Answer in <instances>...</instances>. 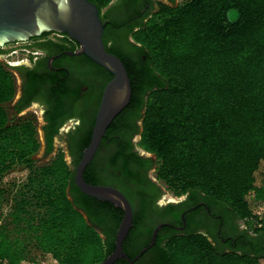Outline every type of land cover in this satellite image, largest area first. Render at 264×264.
Segmentation results:
<instances>
[{"label": "trees", "instance_id": "trees-1", "mask_svg": "<svg viewBox=\"0 0 264 264\" xmlns=\"http://www.w3.org/2000/svg\"><path fill=\"white\" fill-rule=\"evenodd\" d=\"M90 1L102 12L113 0ZM111 30L109 25L105 45L125 63L133 93L106 135L120 145L117 135L140 123L138 146L151 155L124 153L121 162L119 150L110 163L124 178L117 189L134 212L125 253L134 259L153 240L156 224L127 186L140 184L138 167L150 164L167 192L195 193L211 209L222 206L257 241L244 252H226L205 234L166 239L161 230L150 250L157 252L155 264H264V217L255 216L264 204V0L162 4L133 32L131 56L109 45ZM16 94L15 76L0 61V200L7 186L15 187L7 215L0 216V264L35 260V251L42 264H101L116 248L124 211L78 187L83 153L73 164L62 148L47 161L37 157L43 148L37 118L19 116ZM52 142L47 139L48 152ZM94 162L85 180L106 185L91 175Z\"/></svg>", "mask_w": 264, "mask_h": 264}, {"label": "flooded vegetation", "instance_id": "flooded-vegetation-1", "mask_svg": "<svg viewBox=\"0 0 264 264\" xmlns=\"http://www.w3.org/2000/svg\"><path fill=\"white\" fill-rule=\"evenodd\" d=\"M184 1L113 0L101 12L105 32L109 25L112 26L109 45H115L119 51L131 56L136 45L133 32L146 24L162 4L176 6ZM79 46L65 33L49 32L26 42L7 44V50L2 51L6 55L17 51L2 62L15 76L17 94L13 104L20 109L19 116L33 114L37 118L46 157L57 154L62 148L71 164L92 140L103 93L112 80L102 71L103 67L87 55L70 54ZM137 129H126L117 135L120 145L113 143L107 135L103 138L90 173L101 177L106 182L104 186L117 188V183L124 181L120 170L110 166L120 154L121 162L124 153L151 157L138 146ZM50 137L53 150L48 152L47 139ZM119 150L121 153L116 155ZM150 166H139L140 184L127 182V186L137 194V199L140 196L136 203L145 208L148 221L156 224L155 230L161 227L158 234L162 230V236L170 239L190 232L202 233L226 252H244L257 242L249 239V235L254 237V234L244 221L220 205L211 209L201 195L168 196L156 178V170ZM165 225L168 227L163 229ZM155 244L143 257L128 262L155 264L157 252H150Z\"/></svg>", "mask_w": 264, "mask_h": 264}, {"label": "water", "instance_id": "water-1", "mask_svg": "<svg viewBox=\"0 0 264 264\" xmlns=\"http://www.w3.org/2000/svg\"><path fill=\"white\" fill-rule=\"evenodd\" d=\"M105 28L99 7L90 0H0V48L10 43L29 41L44 33H65L80 45L75 53L70 54H85L113 75L103 93L92 140L76 167L75 180L88 196L110 202L124 211L116 235V248L101 264H115L120 259L133 263L155 244L161 227L155 230L150 246L144 248L135 259H131L124 251V242L134 225L130 201L115 187L94 185L85 180V171L94 159L108 128L129 105L133 93L125 63L110 53L105 45ZM37 157L47 161L52 156L46 157L42 148Z\"/></svg>", "mask_w": 264, "mask_h": 264}, {"label": "rangeland", "instance_id": "rangeland-1", "mask_svg": "<svg viewBox=\"0 0 264 264\" xmlns=\"http://www.w3.org/2000/svg\"><path fill=\"white\" fill-rule=\"evenodd\" d=\"M11 60H13V59H11ZM68 161H69V159H68ZM21 179H22V177L19 176V177L14 178L13 180H17L18 181V180H21ZM10 186L11 185L7 186V188L9 189V193L5 196L4 199L0 200V216H1V218H5V216L7 215L8 210L10 208L11 200H12V196L11 195L15 191V187H10ZM167 194H169L168 196H173L171 193L167 192ZM33 258H35V260H28L26 264H42V259L40 257V253L39 252H36V251L33 252Z\"/></svg>", "mask_w": 264, "mask_h": 264}, {"label": "built area", "instance_id": "built-area-1", "mask_svg": "<svg viewBox=\"0 0 264 264\" xmlns=\"http://www.w3.org/2000/svg\"><path fill=\"white\" fill-rule=\"evenodd\" d=\"M4 50H7V48L4 46V47H1L0 48V61H3L4 59H6L7 57H10L12 56L13 54L17 53L16 52H13V53H10L9 55H6V54H3L2 51ZM255 216L258 218V219H262L264 217V204L260 205L256 212H255ZM247 226V225H246ZM27 262H25L24 264H26Z\"/></svg>", "mask_w": 264, "mask_h": 264}]
</instances>
